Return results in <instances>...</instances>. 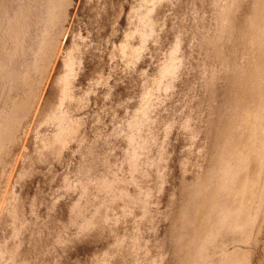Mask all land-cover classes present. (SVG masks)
Returning <instances> with one entry per match:
<instances>
[{
    "label": "rangeland",
    "instance_id": "1",
    "mask_svg": "<svg viewBox=\"0 0 264 264\" xmlns=\"http://www.w3.org/2000/svg\"><path fill=\"white\" fill-rule=\"evenodd\" d=\"M263 52L264 0H0V264H264Z\"/></svg>",
    "mask_w": 264,
    "mask_h": 264
},
{
    "label": "bare ground",
    "instance_id": "2",
    "mask_svg": "<svg viewBox=\"0 0 264 264\" xmlns=\"http://www.w3.org/2000/svg\"><path fill=\"white\" fill-rule=\"evenodd\" d=\"M263 18V17H262ZM261 22V21H260ZM258 29V28H257ZM264 53V52H263ZM253 67V66H252ZM264 75V74H263ZM248 83V82H247ZM251 83V82H250ZM249 91V90H248ZM251 92V91H250ZM250 122V121H249ZM245 126V125H244ZM243 141V140H242ZM241 145V144H240ZM245 145V144H244ZM250 147V146H249ZM247 150V149H246ZM222 169V168H221ZM230 169V168H229ZM223 170H225V168L223 169ZM235 170V169H234ZM230 172V171H229ZM233 172V171H232ZM225 173H226V171H225ZM235 175H236V173H235ZM228 177V176H227ZM236 177V176H235ZM222 178V177H221ZM247 178V177H246ZM231 179V178H230ZM253 179V178H252ZM221 181V180H220ZM231 181V180H230ZM223 184V183H222ZM250 185V184H249ZM221 186V185H220ZM223 186V185H222ZM238 186V185H237ZM243 186V185H242ZM224 187V186H223ZM233 187V186H232ZM242 190V189H241ZM230 191V190H229ZM228 191V192H229ZM231 193V192H230ZM233 193V192H232ZM213 194V193H212ZM228 194V193H227ZM240 195V194H239ZM210 198V197H209ZM197 200V199H196ZM204 208V207H203Z\"/></svg>",
    "mask_w": 264,
    "mask_h": 264
}]
</instances>
